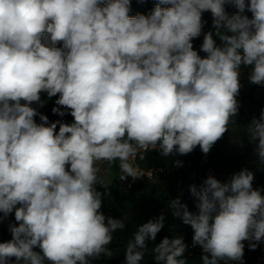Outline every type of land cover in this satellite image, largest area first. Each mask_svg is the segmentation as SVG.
I'll return each instance as SVG.
<instances>
[{
	"label": "clouds",
	"instance_id": "9594fccd",
	"mask_svg": "<svg viewBox=\"0 0 264 264\" xmlns=\"http://www.w3.org/2000/svg\"><path fill=\"white\" fill-rule=\"evenodd\" d=\"M226 3L237 11L229 15ZM130 9L131 0H0V212L16 221L0 264L111 257L113 234L126 225L101 211L99 163L119 161V179L135 181L144 174L134 161L150 150L207 154L238 114L241 70L264 85V0H158L147 16ZM201 35L203 57L192 43ZM44 94L58 95L53 113L73 122L49 123L32 106L43 107ZM246 133L264 164V111ZM253 181L245 168L191 185L195 212L169 201L192 244L163 238L151 250L156 264H189L190 247L201 249L199 264L242 261L244 241L255 250L264 242V195ZM164 220L138 226L125 264H141Z\"/></svg>",
	"mask_w": 264,
	"mask_h": 264
},
{
	"label": "trees",
	"instance_id": "16d2710c",
	"mask_svg": "<svg viewBox=\"0 0 264 264\" xmlns=\"http://www.w3.org/2000/svg\"><path fill=\"white\" fill-rule=\"evenodd\" d=\"M157 2L158 0H131L129 15L135 16L137 13H141L147 16ZM245 2L247 4L249 0H245ZM225 11L232 15L237 9L226 3ZM243 14L249 18L252 15L247 9ZM202 19L206 22L203 31L212 30L213 18L211 12H203ZM202 41L203 35L195 38L192 43L194 49L203 57L206 54L199 51ZM42 42L48 43L47 41ZM220 43L217 38V44ZM57 47L62 48V42H59ZM240 85L239 94L236 97L239 102V111L237 116L232 118L234 123L229 124V131L213 145L207 154H204L199 146L192 153L183 156L162 157L159 150H150L146 159L142 162L144 166L173 167V159H178L182 162V166L190 162L192 164L191 171L183 167L180 172L161 175L157 181L144 177L138 179L133 189L128 191L123 190L118 184V162L112 166H105L103 171L98 173L99 181L107 187L96 184L98 192L102 194V213L106 217L124 218L126 227L113 234V241L109 246L112 256H102L95 259L93 264H125V246L129 240L133 239L138 226L160 214L165 215L164 227L157 234L155 241L148 242V249L141 264H156L151 256V250L165 237L172 239L183 236L185 243L190 246L193 235L190 226L185 225L180 219L171 215L168 203L179 198L182 203L188 205L191 211L195 212V200L191 196L189 188L191 185L199 187L203 184L205 171L210 165L216 169L217 175L215 178L222 182L227 181L234 173L242 169L247 168L253 171V188L260 189L261 194L264 195V164H261L255 157V142L251 143L246 133V127L253 118L258 119L261 111H264V92H259V86L252 84L250 81L240 79ZM57 99L58 95L51 98L46 94L42 95V100L45 101L42 114L48 117L49 123L56 121L72 123L74 118L70 114L66 113L64 116H59L53 113L52 109L56 107L55 101ZM58 129L59 125L57 131ZM14 223H16L14 212L8 216H4L0 212V243L12 239L9 225ZM243 243L246 246L244 254L247 255L250 251L249 242L244 241ZM35 250L40 251L38 248ZM255 254L256 252L250 256V259ZM185 255L189 260V264H199L202 251L199 247H190ZM12 260L14 261L15 258H12ZM221 264H231V261H221Z\"/></svg>",
	"mask_w": 264,
	"mask_h": 264
},
{
	"label": "built area",
	"instance_id": "2783aa9c",
	"mask_svg": "<svg viewBox=\"0 0 264 264\" xmlns=\"http://www.w3.org/2000/svg\"><path fill=\"white\" fill-rule=\"evenodd\" d=\"M149 152V151H148ZM148 152L144 154V158L141 159L140 156L138 155L137 158L134 161V164L138 167V169L144 174V177L152 180V181H157L158 178L163 175V174H170L171 172H180L183 167H185L187 170L191 171L192 170V164L189 162L185 164L184 166H173V167H168V166H144L142 162L146 159ZM118 162V184L123 190H131L133 189L135 183L137 180H133L131 177H127L126 179H119L121 176V172L119 169V161H116L114 164H109L108 162H100L99 163V169L103 171L105 166H112L115 165ZM239 172V171H238ZM237 173V172H236ZM217 172L216 169L213 166H208V168L205 171V179L208 176H214L216 177ZM204 179V180H205ZM96 190L98 191L97 186L95 185ZM192 244V243H191ZM191 246V245H190ZM245 244H244V250H245ZM255 254L253 258L250 259V256L252 254ZM231 264H264V242L258 243L257 247L255 250L250 249L249 253L247 255H243L242 261L237 262V261H231Z\"/></svg>",
	"mask_w": 264,
	"mask_h": 264
},
{
	"label": "rangeland",
	"instance_id": "374dc122",
	"mask_svg": "<svg viewBox=\"0 0 264 264\" xmlns=\"http://www.w3.org/2000/svg\"><path fill=\"white\" fill-rule=\"evenodd\" d=\"M248 75H249V69L244 68V69L241 70L240 79H243V80H245V81H249V79H248ZM258 86H259V87H258L259 92L263 93V92H264V85H258ZM21 103H24V102L21 101ZM32 106H33V107H38V111H39L40 113H43V108H44V106H43V107H39L38 105H35V104H33ZM35 119L37 120V122H39V117H38V116L35 117Z\"/></svg>",
	"mask_w": 264,
	"mask_h": 264
}]
</instances>
